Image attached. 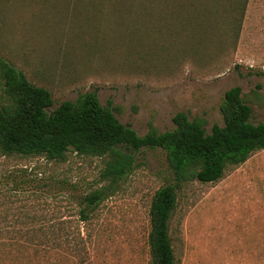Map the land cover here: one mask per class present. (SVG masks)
Instances as JSON below:
<instances>
[{
    "label": "rangeland",
    "instance_id": "rangeland-1",
    "mask_svg": "<svg viewBox=\"0 0 264 264\" xmlns=\"http://www.w3.org/2000/svg\"><path fill=\"white\" fill-rule=\"evenodd\" d=\"M53 1L0 0V55L48 88L53 108L97 91L140 135L173 129L180 111L211 130L239 85L252 121L264 123V0ZM2 87L0 78V102ZM67 156L0 151V264H153L152 199L175 183L165 150L138 152L88 219L80 211L108 183L105 159ZM177 193L170 230L180 264H264V149Z\"/></svg>",
    "mask_w": 264,
    "mask_h": 264
},
{
    "label": "trees",
    "instance_id": "trees-1",
    "mask_svg": "<svg viewBox=\"0 0 264 264\" xmlns=\"http://www.w3.org/2000/svg\"><path fill=\"white\" fill-rule=\"evenodd\" d=\"M52 3L56 1L51 0ZM98 5H87L93 11ZM121 7V6H116ZM3 81L0 102V151L5 155L40 156L64 161L69 152L103 157L101 179L108 183L85 196L81 209L97 207L114 192L136 165L143 148H162L175 176V183L159 188L150 207V250L153 264H180L175 254L170 220L178 204L177 189L184 183L219 181L228 167L244 163L264 149V123L252 121L253 108L242 87L228 89L220 110L224 124L206 128V119L177 112L175 127L160 131L151 125L140 135L116 115V107L103 105L97 91L81 94L53 108L51 91L32 82L15 64L0 55Z\"/></svg>",
    "mask_w": 264,
    "mask_h": 264
}]
</instances>
